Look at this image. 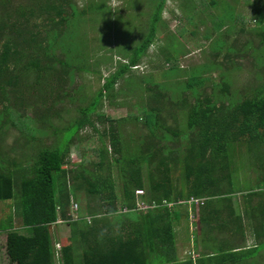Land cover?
<instances>
[{
    "label": "trees",
    "instance_id": "16d2710c",
    "mask_svg": "<svg viewBox=\"0 0 264 264\" xmlns=\"http://www.w3.org/2000/svg\"><path fill=\"white\" fill-rule=\"evenodd\" d=\"M165 1L159 0L146 37L132 48L128 61L108 76L99 90L98 99L104 95V88H114L117 80L135 68L146 54L155 40ZM0 4L4 6L0 14V91L2 97L8 98V86H35L41 81L44 71L47 73L54 66L53 54L58 47L68 53L62 62L72 63L74 56L76 58V45L65 43L64 39L73 29L71 24H76L85 12V7L79 8L73 0H30L13 9L9 0ZM68 6H71L70 11H67ZM261 46L264 47L262 39ZM263 61L259 59L262 65ZM86 64L81 60L79 65L88 67ZM31 73L36 76L34 84L25 79ZM203 83L201 78L193 90L195 101L178 105L187 111L185 131H177L170 125L176 133L175 140L186 132V150L180 144L166 151L165 145L157 147L153 138L145 149L142 145L137 147L136 142H124L119 128L113 124L110 139L114 154L110 155L106 145L99 146L96 149L98 159L94 162L98 169L94 173L82 163L84 161L68 164L72 137L61 146L57 141L40 147L25 165L14 158L7 161L8 168L0 164V200L6 201L9 208L0 218V232L6 235L8 261L14 264H145L146 246L157 242L167 248L173 241L172 217L181 214L180 204H187L178 200L233 192L236 186L229 170V144L245 140L250 148H255L264 141V83L259 84L251 95L222 104L200 95ZM153 86H156L155 82L149 85V89L153 90ZM156 93L160 100L166 97L158 91V86ZM159 107L149 106L150 111L144 117V123L158 139L156 128L152 129V121L155 119L159 123ZM3 109L5 113L0 111V123L5 119L4 115L14 114L13 122L31 128L25 118L8 104ZM80 116L83 118L79 126L89 122L95 127L88 111ZM139 150L143 153L137 152ZM171 159L180 163V176L184 178L180 188L171 181ZM253 160L260 187L264 183V155L254 156ZM154 161H157L158 172L150 170ZM112 165L117 166L116 177L111 171ZM100 170L106 172L103 174ZM16 174L19 176L17 180L14 179ZM80 187L93 197L94 202L86 203L84 209L77 206L81 216L72 218L74 210L70 197L76 196ZM143 187L147 190L146 196L138 197L154 199L159 206L147 211L133 208L137 196L135 189ZM12 198H17L14 208L9 202ZM166 202L172 204L169 206ZM122 207H127V210H121ZM16 208L19 214L17 225L14 221ZM84 213L93 216L90 222L82 217ZM59 217L67 222L70 241L57 248L55 242L59 236L52 226Z\"/></svg>",
    "mask_w": 264,
    "mask_h": 264
},
{
    "label": "rangeland",
    "instance_id": "374dc122",
    "mask_svg": "<svg viewBox=\"0 0 264 264\" xmlns=\"http://www.w3.org/2000/svg\"><path fill=\"white\" fill-rule=\"evenodd\" d=\"M4 1L7 0H0V3ZM73 1L79 8L85 7V12L76 24H71L73 29L64 39L65 43L76 45V58L74 56L72 63L62 62L68 53L58 47L53 54L54 66L47 73L44 71L39 83L31 73L25 79L36 83L35 86H8V98L2 97L0 91V111L8 104L31 126L24 128L21 123L13 122L14 114L4 115L0 123V164L7 168L11 158L25 165L40 147L57 141L61 146L72 137L68 164L84 161L82 163L94 173L98 169L94 162L98 159L96 149L99 146L106 145L110 155L114 154L110 139L113 124L119 128L124 142H136L137 147L142 145L145 149L153 138L156 146L165 145L166 151L180 144L185 148L186 132L175 140L176 133L172 130L185 131L187 128V111L178 105L196 100L193 90L201 78L204 83L200 86V95L217 104L251 95L264 83V65L259 62V59L264 60V47L261 46L264 0H166L155 40L146 54L135 68L117 80L114 88H104V95L98 99L108 76L128 61L132 48L146 37L159 0ZM28 2L30 0H9L11 9ZM3 10L0 4V14ZM70 10L68 6L67 11ZM81 60H85L88 67H81ZM153 81L156 86L151 90L149 85ZM157 86L166 96L161 100L157 97ZM155 105H160L161 117L159 123L153 119L152 129L156 128L159 139L144 123L149 106ZM85 111L95 127L89 122L79 126L83 118L80 115ZM170 125L175 127L171 130ZM259 153L264 155V141L255 148H250L245 140L230 142L229 170L235 186L257 184L253 158ZM156 162L150 164L154 172H158ZM180 170V163L171 159L169 174L176 188L184 181ZM111 171L116 177L117 166L112 165ZM100 172L104 174L106 170ZM17 177L16 174L14 179ZM145 188L142 189L146 196ZM72 198L77 200L79 209L94 202L83 187L77 190L76 196L71 195L70 200ZM15 200L17 198L9 201L13 208ZM182 206L179 207L182 209ZM8 209L6 201L0 200V218ZM14 221L19 224L17 208ZM52 227L59 236L55 242L57 248V244L70 241L67 222L57 221ZM5 238V232H0V264H14L6 257Z\"/></svg>",
    "mask_w": 264,
    "mask_h": 264
},
{
    "label": "crops",
    "instance_id": "0c3cea01",
    "mask_svg": "<svg viewBox=\"0 0 264 264\" xmlns=\"http://www.w3.org/2000/svg\"><path fill=\"white\" fill-rule=\"evenodd\" d=\"M259 185L241 184L229 194L182 206L181 214L172 217L173 241L167 248L157 242L146 246L145 264H264Z\"/></svg>",
    "mask_w": 264,
    "mask_h": 264
},
{
    "label": "built area",
    "instance_id": "2783aa9c",
    "mask_svg": "<svg viewBox=\"0 0 264 264\" xmlns=\"http://www.w3.org/2000/svg\"><path fill=\"white\" fill-rule=\"evenodd\" d=\"M260 189L262 190V192L264 193V183L261 185ZM135 193H136V199H135V205L133 206L134 209L136 210H140V211H147L150 208L159 206L160 204L157 203L156 200L152 199V200H148L146 197H138V195H143L144 194V190L142 188H136L135 189ZM205 201V197H194V196H190L188 199H181L178 200V202H184L187 203L188 205L193 203V206L197 205V204H202ZM169 206L172 204V202H166ZM77 206L78 203L77 201H75L74 199H71V207L73 208V212L71 213V217L72 218H78L79 216H81L80 214H78L77 212ZM121 210H127V207H122ZM193 215V214H191ZM82 217H84L86 219L87 222H90L92 219V215H89L87 213H84L82 215ZM56 221H61V218H57ZM60 246V244H57Z\"/></svg>",
    "mask_w": 264,
    "mask_h": 264
}]
</instances>
